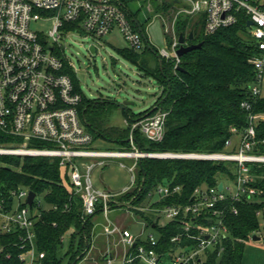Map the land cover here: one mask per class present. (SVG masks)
Returning <instances> with one entry per match:
<instances>
[{"label": "built area", "instance_id": "1", "mask_svg": "<svg viewBox=\"0 0 264 264\" xmlns=\"http://www.w3.org/2000/svg\"><path fill=\"white\" fill-rule=\"evenodd\" d=\"M187 5L173 13L172 39L167 47L159 50L161 57L175 60L178 67L181 57L179 35L176 23L182 14H199L204 19L205 33L235 25L240 14L245 12L251 35L256 41L258 52L250 58L255 68V82L250 86L254 96H262L264 89V0H179ZM52 16L55 19L49 37L58 42L60 31L66 24H79L93 36L103 37L118 28L128 46L134 50L144 44V37L134 26V17L124 0H0V126L11 134L22 137L17 145L0 146V154L46 155L58 157L63 172L69 175V185L73 193L81 196L86 215L96 212L101 203L108 217L111 209L110 199L135 187L137 167L141 158L156 153H146L139 149L134 131L139 129L151 141L164 139L168 111L159 110L151 115L138 117L130 124L132 151L103 150L95 148L94 136L87 130L80 116L79 106L82 94L76 89L72 77L64 71L66 62L50 54L40 34L31 28L33 19ZM248 25V23H247ZM168 34L170 29L165 27ZM52 50L54 46L50 47ZM249 111V126L232 131L240 136L239 147L233 153H169L170 156L225 159L238 162L236 179L223 182V189L216 186H199L194 190L188 203H171L163 207H141L143 211L177 221L182 231L171 238L180 245L182 240L193 243L178 246L177 249L161 252L157 250L160 235L150 233L146 240L139 242L137 236H126L122 228L109 220L105 232L120 234L127 246L135 245L136 257L143 264H204L208 249L222 244L228 228L224 222L227 201L239 202L246 196L254 198L262 193L257 185H252L253 174L250 163H264V153L257 150L256 125L264 114L252 112V103L242 102ZM31 142H33L31 144ZM264 142V141H263ZM232 144V139L227 145ZM163 154V153H162ZM92 159L89 161L88 159ZM131 158L130 164L121 162L132 175V184L121 193H106L96 189L92 183L91 172L97 164H105L111 159ZM29 189L26 187L12 191L10 205L0 198V233L18 232L19 240L8 245L19 246L18 260L21 264H39L45 253L38 250L35 223L39 210L27 203ZM182 192L179 184L166 183L158 186L154 193L155 201ZM37 194L34 198V202ZM18 201L17 208L13 203ZM33 202V203H34ZM40 202V201H39ZM154 203V202H153ZM234 213L238 208L232 204ZM7 248L0 243V251ZM11 258L12 253L8 252ZM132 258L128 257L127 261Z\"/></svg>", "mask_w": 264, "mask_h": 264}, {"label": "trees", "instance_id": "2", "mask_svg": "<svg viewBox=\"0 0 264 264\" xmlns=\"http://www.w3.org/2000/svg\"><path fill=\"white\" fill-rule=\"evenodd\" d=\"M148 1L152 2V11L163 16L176 10L178 4L176 0ZM184 15L176 23L177 34H183L188 44H203L181 57L179 66L183 67L182 70L175 66V60L161 57L150 42H145V49L141 52L130 47L119 50L147 77L156 79L161 87V94L149 109L139 114L130 113L128 107L124 109L130 113L129 121L159 110L168 111L164 139L151 141L136 129V144L146 153L236 152L240 136L232 128L243 131L250 123L249 111L242 107V102L250 101L253 113L264 114V95L254 96L250 90L256 75L250 58L258 50L247 25L249 16L242 12L235 25L206 34L204 26L199 27V21L193 20L191 15ZM131 16L135 28L140 31L132 11ZM200 21L204 22L203 17ZM66 26L84 31L79 24L68 23ZM190 32L194 33L193 40L189 39ZM67 69L65 64L64 71L68 73ZM74 83L79 91L77 81ZM82 97L80 116L94 140L103 138L116 142L119 149H132L128 141L130 126L118 128L108 124L111 107L119 106L107 100ZM256 130L259 141L256 148L264 153V119L257 121ZM229 139H232L231 145H227ZM22 141V137L0 126V146ZM0 162L4 163L0 164V198L11 205L12 191L23 187L37 194L38 199L31 206L39 210L35 223L36 241L38 250L45 253L39 264H72L86 251L87 244H91L92 216L100 213L102 205L99 204L92 215L84 213L82 198L71 191L69 175L63 172L58 157L0 154ZM250 167L252 185H257L262 193L252 199L246 196L239 202H226L228 209L224 222L227 235L221 245L208 249L204 264H245L246 242L262 231L259 216L264 209V163H250ZM237 170L235 160L146 156L138 162L135 187L121 194L120 204L111 203V208L138 207L151 197L149 194L154 189L168 182L181 185L182 192L155 201L152 206L188 203L196 187L231 182L236 179ZM232 204L238 208V213L233 212ZM141 215L149 227L155 226L158 230L160 242L157 250L160 253L193 243L185 238L180 245L171 242V238L182 231V225L177 221L161 226L152 212L141 211ZM18 240V232L0 233V243L7 247L0 251V264H21L19 246L8 245ZM8 252L12 253L11 258L7 257ZM136 252L135 246L130 247L129 257L132 259L125 264H143L135 256Z\"/></svg>", "mask_w": 264, "mask_h": 264}, {"label": "rangeland", "instance_id": "3", "mask_svg": "<svg viewBox=\"0 0 264 264\" xmlns=\"http://www.w3.org/2000/svg\"><path fill=\"white\" fill-rule=\"evenodd\" d=\"M134 2H136L134 8L140 9L139 17L144 24V32L151 45L157 50L167 47V43L171 41L173 36V33H171L174 21L173 12L163 16L162 13L156 14L152 11L150 8L152 7L151 1L134 0L133 3ZM183 5L187 4L183 2L176 5V10ZM182 15L185 16L184 14ZM148 16L149 18H147ZM201 18L199 14L193 15V20L200 22V28L204 26V22L200 21ZM54 23L55 19L52 16L42 17L40 19H33L31 21V28L40 34L42 41H47L46 47L50 54L56 55L66 62L68 74L72 77L74 82L77 81L79 92L85 99L95 101L107 100L116 104L128 101V109L130 113L133 114H139L155 104L161 92L159 84L156 79L147 77L139 70L137 65L129 61L119 51L129 46L122 34L119 33L117 27L113 29L114 32L111 34L103 37H96L85 31L78 30L77 28L65 26L60 31V40L54 42L49 37V32L53 28ZM165 27L170 29L168 35L166 34ZM51 46H54L56 49L52 50L50 48ZM91 46L95 47L94 52L90 50ZM145 46L146 43L144 41L143 46L138 49V51H143ZM129 114L120 107L112 106L108 114V122L110 125L118 128H127L126 126H130L128 124L132 123V121H129ZM127 122L129 123L127 124ZM95 142V148L119 150L117 144L112 143L110 140L98 138ZM17 144L20 143H13L10 145ZM6 146L9 145H5L4 147ZM132 150L133 147L127 151ZM108 162V167L102 168L101 166H96L92 170L91 176L94 179V184L106 190H122L125 185L131 183L132 175L127 167L121 165V162L130 164L132 159L117 158L111 159ZM0 164L4 165L2 162H0ZM11 167L14 168V166ZM154 190L152 191L153 193ZM120 195L112 197L110 199V204H120ZM151 199H157V195L152 194L142 205L147 208ZM17 205L18 201L16 200L13 203L14 209L17 208ZM142 205L138 207H118L109 212V217L122 227L126 236L141 235V238H143L142 240H146L150 233L157 236L159 232L155 227H146L145 222L140 217V212L143 211L141 209V207H143ZM145 212L149 213L148 210ZM155 217L158 219L156 215ZM259 220L264 228V209L259 216ZM95 222H100L97 226V231H102L104 229L103 225L108 222L104 211L95 214ZM168 222V219L165 217L159 219V225L161 226ZM263 228L259 234L261 236L259 240H255L251 237V239L246 242L244 253L245 264H264ZM119 235L120 234L111 236V240L115 246H121V235ZM105 237L98 238H100V240H105ZM67 246L68 243L65 245V250ZM122 248H124L123 245ZM122 258L123 257L117 256L112 259L110 264H123ZM65 261H67V259H65Z\"/></svg>", "mask_w": 264, "mask_h": 264}, {"label": "crops", "instance_id": "4", "mask_svg": "<svg viewBox=\"0 0 264 264\" xmlns=\"http://www.w3.org/2000/svg\"><path fill=\"white\" fill-rule=\"evenodd\" d=\"M133 1L134 0H124V2L128 5V7L130 8V10L132 11V13H134L135 15H136V17H135V19H137L138 20V22L141 24V26L142 25H144L143 24V22H141V20H140V17H139V15H140V12H139V8H134L135 7V4H136V2H134L133 3ZM139 1H144V0H139ZM177 1V3L178 4H181L180 3V1L179 0H176ZM177 4V5H178ZM149 7H150V5H149ZM151 9H152V7H150ZM150 9V10H151ZM176 10H174L173 11V13L175 12ZM147 18H149V16L147 17ZM143 27V26H142ZM112 32H114V31H112ZM111 32V33H112ZM110 33V34H111ZM119 33H120V31H119ZM144 41H145V39H144ZM146 42V41H145ZM150 42V41H149ZM159 87H160V85H159ZM160 91H161V87H160ZM263 93H264V89H263ZM160 94H161V92H160ZM159 94V95H160ZM121 108V107H120ZM137 119V118H136ZM129 122H127V124H128ZM108 124H109V122H108ZM131 124V123H130ZM130 124H128V125H130ZM110 125V124H109ZM110 126H112V125H110ZM126 127H129V126H126ZM131 133V132H130ZM129 137H130V135H129ZM100 139V138H99ZM103 139V138H102ZM96 140H98V139H96ZM95 140V141H96ZM128 141L130 142V138H128ZM96 143V142H95ZM112 143H114V144H117L116 142H112ZM131 143V142H130ZM118 146V145H117ZM132 146V145H131ZM119 147V146H118ZM115 150H118V149H115ZM119 150H122V149H119ZM89 161H91L92 159L90 158V159H88ZM108 165H109V162H107V163H105V164H97L96 166H101L102 168H104V167H108ZM95 166V167H96ZM94 169V168H93ZM91 174H92V172H91ZM91 179H92V183H93V185H94V187L96 188V189H98V190H100V191H103V192H106V193H121V192H123L124 190H126L131 184H132V181H131V183L129 184V185H125L124 187H123V189L122 190H106V189H103V188H101V187H98V186H96L95 184H94V179L92 178V176H91ZM134 188V187H133ZM132 188V189H133ZM153 202H155V200L154 199H151V201L149 202V204L147 205V206H150V205H152L153 204ZM101 204V203H100ZM143 207H144V205H142ZM118 207H115V208H111L110 210H109V212L111 211V210H113V209H117ZM135 208V207H134ZM103 211V209L100 211V212H102ZM105 216H106V214H105ZM140 217H141V219L145 222V224H146V227H149L148 225H147V222L144 220V218H143V216L141 215V212H140ZM106 218H107V220H108V222H109V220H111L110 219V217H109V213H108V217L106 216ZM112 221V220H111ZM95 216L93 215L92 216V223H93V226H92V232H91V244H90V248H89V250L86 252V254H85V256H84V258H82L77 264H110L111 263V261H112V259H114L115 257H117V256H119V257H123L122 259V261H123V264H125L126 262H128L127 261V259H128V257H129V251H130V247H127L122 241L120 242V245L121 246H119V245H116L115 246V244L112 242V240H111V236H116L117 234H114V235H110V234H108V233H106L105 232V225L108 223H106V224H104L103 225V230L102 231H100V232H98L97 231V226L100 224V222H95ZM112 222H114V221H112ZM114 223H116V222H114ZM95 224V225H94ZM117 224V223H116ZM118 225V224H117ZM120 226V225H119ZM121 227V226H120ZM152 227H155V226H152ZM122 228V227H121ZM122 231H123V233L124 234H126L125 232H124V230L122 229ZM260 234V233H259ZM258 234V235H259ZM102 237H101V236ZM106 236V237H105ZM120 236V235H119ZM98 237H100V238H106L105 240H100V238H98ZM137 237L138 238H140V239H143V238H141V235H137ZM121 240V239H120ZM122 245L124 246V248H122Z\"/></svg>", "mask_w": 264, "mask_h": 264}, {"label": "water", "instance_id": "5", "mask_svg": "<svg viewBox=\"0 0 264 264\" xmlns=\"http://www.w3.org/2000/svg\"><path fill=\"white\" fill-rule=\"evenodd\" d=\"M136 23L138 24V26H139V30L141 31V33H142V35H143V37H144L146 43H148V42H149V39H148L147 35L145 34L143 27H142L141 24L138 22V20H136ZM252 23H253L252 21H249V22H248V26L252 25ZM193 38H194V33H193V32H190V34H189V39H190V40H193ZM179 42H180V47H179V49L177 50V54H178V56H180V57H182V56L185 55L186 53H188V52H190V51H192V50H194V49H196V48H200V47L202 46V44H203L202 42H199V43H194V42H193V43L188 44V43L186 42V40H185V36H184L183 34H180V35H179ZM90 50H91L92 52H94V51H95V47H94V46H91V47H90ZM178 69L182 70L183 67H182V66H178ZM128 104H129L128 101H124L123 103H119V104H117V105H118L119 107H121L122 109H126V108L128 107ZM139 149H140V148H139ZM168 154H169V153H163V154H162V153H156V154H154V155H150V156H154V157H176V156H170V155H168ZM223 185H224L223 182H220V183H219V189H220V190L223 189ZM35 196H36V192L33 191V190H30V191H29V194H28V198H27V203H28L29 205H32V204H33ZM252 238L255 239V240H259V239L261 238V236L258 235V234H254V235L252 236ZM134 246H135V245H134ZM89 248H90V244H87L86 251L83 252L81 255H79V256L77 257V259H76L72 264H76V263L78 262V260L81 259V258L83 257V255L89 250Z\"/></svg>", "mask_w": 264, "mask_h": 264}]
</instances>
